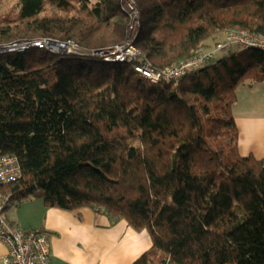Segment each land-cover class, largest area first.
Returning <instances> with one entry per match:
<instances>
[{
  "label": "trees",
  "instance_id": "obj_1",
  "mask_svg": "<svg viewBox=\"0 0 264 264\" xmlns=\"http://www.w3.org/2000/svg\"><path fill=\"white\" fill-rule=\"evenodd\" d=\"M125 1L19 0L0 27V46L88 52L0 55V156L22 169L0 193L147 230L153 247L133 264H264V159L240 154L234 114L238 88L264 83V53L228 46L178 83L135 70L193 58L229 31L264 37V0H129L142 57L108 62L94 53L127 41Z\"/></svg>",
  "mask_w": 264,
  "mask_h": 264
},
{
  "label": "crops",
  "instance_id": "obj_2",
  "mask_svg": "<svg viewBox=\"0 0 264 264\" xmlns=\"http://www.w3.org/2000/svg\"><path fill=\"white\" fill-rule=\"evenodd\" d=\"M241 86L252 91L257 83ZM239 88L234 114L240 154L264 159V111L239 112ZM6 217L25 230L47 233L51 244L49 264H133L153 247L147 230L137 231L126 220L113 223L107 215L91 208L67 212L48 208L41 200L24 201L17 212L9 210ZM7 254L6 248L1 259Z\"/></svg>",
  "mask_w": 264,
  "mask_h": 264
},
{
  "label": "built area",
  "instance_id": "obj_3",
  "mask_svg": "<svg viewBox=\"0 0 264 264\" xmlns=\"http://www.w3.org/2000/svg\"><path fill=\"white\" fill-rule=\"evenodd\" d=\"M137 29H133V38L137 34ZM232 45L264 53L263 36H258L245 30L229 31L226 33L224 42L219 43L211 50L201 52L193 58L160 71L151 69L149 63L138 65L135 70L153 83L161 81L178 83L190 72L198 70L216 59L226 47ZM33 48L47 49L58 54L61 51H65L67 54H83L82 50L73 42L63 44L50 39H36L1 45L0 55L26 52ZM94 55L102 57L108 62L123 63L141 58L142 51L134 47L133 42L127 40V43L122 46L97 51ZM21 177L22 169L18 156H0V185L15 183ZM10 204L11 195L0 193V243L8 250L7 256L3 259V264H49L51 244L47 233L25 230L19 223L10 221L5 216Z\"/></svg>",
  "mask_w": 264,
  "mask_h": 264
},
{
  "label": "rangeland",
  "instance_id": "obj_4",
  "mask_svg": "<svg viewBox=\"0 0 264 264\" xmlns=\"http://www.w3.org/2000/svg\"><path fill=\"white\" fill-rule=\"evenodd\" d=\"M132 10H128V6ZM18 7H19V0H0V27H6L9 24H12V21L15 20V17L18 13ZM136 5L133 1L126 0L124 4V11L127 14L130 24L128 27V38L127 40L130 42L135 41L137 34L133 38L132 32L133 29H137L139 26V16H138V10H136ZM53 10V9H52ZM51 11V10H50ZM136 16V19H135ZM137 26V27H136ZM132 28V29H131ZM131 29V30H130ZM138 30V29H137ZM223 35H219L217 38L218 40L222 39ZM127 41L124 43L126 44ZM123 44V45H124ZM122 46V45H120ZM119 47V46H117ZM47 50V49H44ZM82 50V49H81ZM37 53H40L38 49H34ZM82 53H88L84 50L81 51ZM80 52V53H81ZM17 53H9L8 55H16ZM59 54H67L65 51H61ZM252 82H246L241 87H244L246 85H249ZM240 93L238 94L239 100L241 102V106L239 109V112H248V110H252L254 112L258 111H264V83H257V86L254 88V90H245L243 88H239ZM254 104V105H252ZM36 199L28 198L26 200H23L22 202L12 201L10 204L9 209L6 210V214L9 210H11L13 213L17 212V210L20 208V205L24 201H34ZM5 214V216H6ZM6 253V248L0 244V264H3L2 256Z\"/></svg>",
  "mask_w": 264,
  "mask_h": 264
},
{
  "label": "water",
  "instance_id": "obj_5",
  "mask_svg": "<svg viewBox=\"0 0 264 264\" xmlns=\"http://www.w3.org/2000/svg\"><path fill=\"white\" fill-rule=\"evenodd\" d=\"M124 4H125V2L123 3V9H124ZM124 10H125V9H124ZM136 10H137V7H136ZM138 32H139V26H138L137 34H138Z\"/></svg>",
  "mask_w": 264,
  "mask_h": 264
},
{
  "label": "bare ground",
  "instance_id": "obj_6",
  "mask_svg": "<svg viewBox=\"0 0 264 264\" xmlns=\"http://www.w3.org/2000/svg\"><path fill=\"white\" fill-rule=\"evenodd\" d=\"M127 7H128V10H130L132 12V10L130 9L129 5ZM135 19H136V17H135Z\"/></svg>",
  "mask_w": 264,
  "mask_h": 264
}]
</instances>
